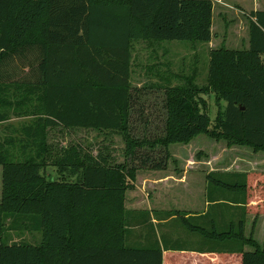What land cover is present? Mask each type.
I'll list each match as a JSON object with an SVG mask.
<instances>
[{
    "label": "trees",
    "instance_id": "trees-1",
    "mask_svg": "<svg viewBox=\"0 0 264 264\" xmlns=\"http://www.w3.org/2000/svg\"><path fill=\"white\" fill-rule=\"evenodd\" d=\"M213 16V0H0V105L12 90L38 102L27 115L36 122L23 129V144L37 157L10 162L0 155V264H193L191 254L205 257L199 264H264L263 246L245 233L246 217L264 214V172L234 175L242 182L231 183L209 175L210 189L243 195L230 205L229 229L208 231L183 219L205 238L238 242L237 251L127 242L126 194L138 172L167 170L171 145L207 135L264 151V12L250 15L247 49L210 52L207 84L226 103L215 133L200 107L206 89L164 78L156 88L165 114L155 116L156 126L142 103L149 87L133 86L134 43L208 44ZM53 128L120 134L125 160L116 163L109 146L97 155L72 147L51 166L55 178L44 151ZM8 218H29L41 244L7 243Z\"/></svg>",
    "mask_w": 264,
    "mask_h": 264
},
{
    "label": "rangeland",
    "instance_id": "rangeland-1",
    "mask_svg": "<svg viewBox=\"0 0 264 264\" xmlns=\"http://www.w3.org/2000/svg\"><path fill=\"white\" fill-rule=\"evenodd\" d=\"M214 5L220 6L216 2ZM244 7L247 8L248 4ZM221 15L222 13L217 9L212 27L213 38L208 44L153 41H139L133 44L132 83L135 87H149L147 94L142 98V103L146 105L145 115L150 116V121L154 125H161L158 120H155V116L163 113L164 117L165 114L162 110L164 92L156 87L164 85V78H167L172 86H181L192 81L193 85L207 90L200 96V107L211 119V132H216V119L225 109L226 103H219L214 89L207 84L210 52L221 48L247 49L250 30V20L245 16L244 18L242 16L243 19L239 22L237 19L231 21L230 16L224 14L228 17L224 22L220 18ZM152 86L155 88L151 89ZM11 92L8 97L6 96L7 101L0 105V117L2 115L8 117L0 120V155L5 154L10 162L35 159L38 151L25 148L23 141L27 139V136L23 129L36 122L34 116L27 115L38 104L37 99L31 96L27 98L23 91L12 90ZM138 127L143 128V124H138ZM78 146H82L95 155L98 150L109 146L116 163H123L125 160V142L120 134L85 129H47V145L44 151L48 173L58 178L55 168L51 166L66 151ZM169 152L170 160L166 171L138 172L132 187L126 194V209L129 215L128 245L145 246L148 244L146 239L152 237L154 242L156 240L162 244L171 243L176 248L237 251L241 245L238 242L205 238L191 230L183 219H188L190 225L199 226L208 231L214 229L215 224L219 230L229 229L235 209H232L235 206L232 203L242 201L243 195L227 190L210 189L209 175L217 174L218 176L214 179L224 182H242L241 176L236 179L234 175L253 169L263 168L264 170V151H255L243 146H230L228 141L223 139L215 140L210 136L200 135L188 144L171 145ZM2 169L0 166V201L2 199ZM151 172L164 174L165 179L175 178L176 181L160 183L158 176H153ZM230 175H233L234 179ZM213 186L216 187V185ZM147 198L155 202L150 205L147 203ZM192 199L196 202L192 203ZM163 201H166V204ZM161 215H165L169 220L168 226L161 231L166 233L165 236L163 235V240L160 236L161 228L150 225L151 220H158ZM248 216L245 226L246 237L262 245L264 233L261 228L257 229L258 219ZM4 237L10 244L23 242L40 245L42 242V233L35 228L29 218L19 220L8 218L4 223ZM245 249L252 251L249 246Z\"/></svg>",
    "mask_w": 264,
    "mask_h": 264
},
{
    "label": "crops",
    "instance_id": "crops-1",
    "mask_svg": "<svg viewBox=\"0 0 264 264\" xmlns=\"http://www.w3.org/2000/svg\"><path fill=\"white\" fill-rule=\"evenodd\" d=\"M214 2L220 4V6L214 5V15H215V11L218 9L222 13L220 18L224 22L228 19L227 15L230 16L231 21H236L235 19H237L240 22V21H242L244 16L246 18H248L249 20H251L250 15L253 12H264V0H214ZM245 4H248L247 8L244 7ZM224 14H227V15H224ZM233 16H235L236 18ZM242 16H243V18H242ZM213 21H214V16H213ZM235 23L237 24V22H235ZM212 32H213V29H212ZM249 43H250V36L248 38V44ZM248 47H249V45H248ZM252 171L264 172V170L262 168V169H253V170L247 171L245 173L252 172ZM152 172H157V171H152ZM226 172H230V171H226ZM152 175L158 176L160 183H163V182L171 183V182L176 181L175 178H166L165 179L163 177L164 174L162 175V174L152 173ZM150 182H152V181H150ZM153 202H155V201H152L150 198H147V203H149L151 205V203H153ZM191 202L195 203L196 201H195V199H192ZM159 203H162V202H159ZM163 203L166 204V201H163ZM248 217L249 218L254 217L255 219L257 218L258 219L257 229L260 230V228H261L263 230V233H264V214L260 215V216L250 214ZM150 222H151L150 225L152 224L155 228H161L160 229V236L162 237V240H163V235L165 236L166 233H163L161 231H162V229H165L168 226L169 220H167V217L165 215H161L158 217V220H151ZM148 241L146 239V242H148V245L156 242V240H155V242L153 241L152 237L150 239H148ZM161 244H162V242H161ZM169 244H171V243H169ZM262 246L264 248V242H263ZM187 249L195 251V248H193V247L187 248ZM191 256H192V259H191L190 263L199 264V263H203L205 261V257H200V256H197L195 254H191Z\"/></svg>",
    "mask_w": 264,
    "mask_h": 264
}]
</instances>
